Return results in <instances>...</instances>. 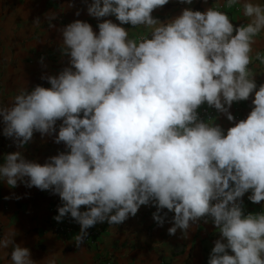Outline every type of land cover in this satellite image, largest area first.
Wrapping results in <instances>:
<instances>
[{
    "label": "clouds",
    "instance_id": "clouds-1",
    "mask_svg": "<svg viewBox=\"0 0 264 264\" xmlns=\"http://www.w3.org/2000/svg\"><path fill=\"white\" fill-rule=\"evenodd\" d=\"M168 3L91 0L88 15L119 23L105 19L96 32L76 19L58 29L68 66L42 75L50 87L21 89L10 106L0 103V123L18 148L39 133L66 151L43 164L8 153L0 182L59 196L53 219L70 216L80 225L77 247L97 223L122 224L152 204L158 226L174 213L169 235L179 229L187 238L194 224L211 219L219 238L207 264H264V209L245 213L242 201L250 192L251 203L264 202V83L257 85L249 67L255 37L264 31V4L226 0L229 9L242 4L248 18L234 25L218 7L184 8L165 21L152 15ZM56 18L46 14L49 27ZM125 24L143 26L150 37L129 38ZM256 59L264 64L259 53ZM250 99L246 118L235 121L232 105ZM205 104L233 126L225 131L201 119ZM16 235L10 230L0 238V252L11 247V264H37ZM57 256L40 264H57Z\"/></svg>",
    "mask_w": 264,
    "mask_h": 264
},
{
    "label": "crops",
    "instance_id": "crops-1",
    "mask_svg": "<svg viewBox=\"0 0 264 264\" xmlns=\"http://www.w3.org/2000/svg\"><path fill=\"white\" fill-rule=\"evenodd\" d=\"M253 2L264 4V0ZM90 3L91 0H0V103L10 106L12 98L21 89L31 90L38 84L50 87L46 80L41 79L42 75H56L68 66V57L62 56L59 51L61 34L58 29L76 19L88 22L96 32L98 23L105 19L119 23L115 16L98 20L88 15ZM225 3L226 0H193L189 5L169 0L152 15L165 21L178 16L184 8L204 11L209 7H218L225 10ZM47 13L57 15L52 21L54 28L49 27ZM36 18L41 21L38 26L33 23ZM229 18L234 25L248 23L242 4L233 6ZM122 27L128 29L129 38H136L142 33L150 35V30L143 26L132 28L130 24H125ZM252 47L249 67L256 74L259 85L264 83V68L256 63V56L264 50V31L255 37ZM250 110L251 99L234 103L230 108L235 121L246 118ZM215 113L214 124L224 130L233 126L234 122H230L225 114L216 110ZM60 123L57 122V131ZM2 130L3 124L0 123V161L6 154L20 151L26 159L43 164L49 157L66 151L63 143H54V136L41 137L39 133H34L32 140L23 148H18L11 138L3 136ZM250 194L246 193L242 198L245 213L264 209V202L253 204L248 200ZM55 206H61L60 198L49 191L28 188L22 183L16 188H9L6 183L0 182V238L10 230H16L15 243L29 248L31 258L37 264L52 253L58 254L57 264H93L100 255L98 250L87 247L84 242L77 247L74 237L67 239L54 235L47 215ZM81 210L86 209L82 207ZM154 212L156 208L149 204L141 206L136 216H129L122 224L97 223L104 229L103 248L116 254L118 264H207L214 242L219 238L218 229L211 219L208 223L200 220L194 224L188 237L184 238L179 229L175 235L168 234L174 213H168L161 227L153 220ZM10 253L11 247L0 252V264H11Z\"/></svg>",
    "mask_w": 264,
    "mask_h": 264
},
{
    "label": "built area",
    "instance_id": "built-area-1",
    "mask_svg": "<svg viewBox=\"0 0 264 264\" xmlns=\"http://www.w3.org/2000/svg\"><path fill=\"white\" fill-rule=\"evenodd\" d=\"M234 10L236 11V8ZM220 11L226 12L228 16H230L231 13L233 12V7L231 9L226 8L225 10H220ZM145 35H148L150 37L149 34L142 33L136 36L135 39H139L140 37ZM259 55L261 57H264V50L260 51ZM256 63L260 67L264 68V64H262L260 60L256 59ZM198 112L201 119L208 120V122L210 123L213 122L215 119L216 113L214 108L203 106L200 109H198ZM209 119H212L213 121ZM226 130L227 129H225V131ZM57 209H58L57 206L51 208L49 214L47 215V222L51 227V229L53 230L54 235L57 237H63L67 239L74 237L76 234L79 233L80 225L76 223L74 220H72L70 216L65 217L62 222L55 221L53 217L58 214ZM259 211H261V209L248 210L246 213L259 212ZM87 232H88V236L85 238L84 244L87 247L96 249L100 252L99 257L95 260L93 264H118L116 254L113 251L104 249L102 246V236L104 234V229L98 225H95L87 229Z\"/></svg>",
    "mask_w": 264,
    "mask_h": 264
}]
</instances>
